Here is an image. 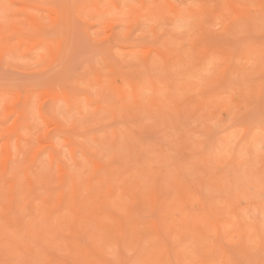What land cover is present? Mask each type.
<instances>
[{
    "label": "rangeland",
    "instance_id": "obj_1",
    "mask_svg": "<svg viewBox=\"0 0 264 264\" xmlns=\"http://www.w3.org/2000/svg\"><path fill=\"white\" fill-rule=\"evenodd\" d=\"M0 264H264V0H0Z\"/></svg>",
    "mask_w": 264,
    "mask_h": 264
}]
</instances>
